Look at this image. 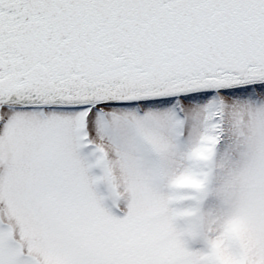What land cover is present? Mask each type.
I'll list each match as a JSON object with an SVG mask.
<instances>
[{"label":"snow or ice","instance_id":"1","mask_svg":"<svg viewBox=\"0 0 264 264\" xmlns=\"http://www.w3.org/2000/svg\"><path fill=\"white\" fill-rule=\"evenodd\" d=\"M0 264H264V0H0Z\"/></svg>","mask_w":264,"mask_h":264}]
</instances>
